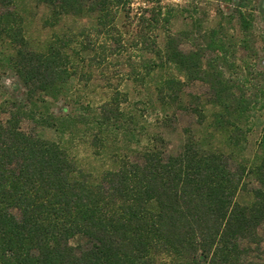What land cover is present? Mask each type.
<instances>
[{
	"label": "rangeland",
	"instance_id": "obj_1",
	"mask_svg": "<svg viewBox=\"0 0 264 264\" xmlns=\"http://www.w3.org/2000/svg\"><path fill=\"white\" fill-rule=\"evenodd\" d=\"M261 2L130 0L113 9V27L106 30L97 27L96 12L55 19L43 2L13 0L9 9L21 18L28 49L44 51L53 38L72 34L87 49L69 43L65 51L76 73L54 93L29 94L14 68V44L0 38V118L18 112L24 132L56 142L75 175L93 183L147 149L176 155L191 138L204 152L226 155L240 178L234 201L250 206L264 190ZM158 6L165 20L149 23ZM169 35L182 53L199 57V77L163 58ZM169 80L176 82L172 88ZM109 108L106 121L101 110ZM82 242L80 236L70 240ZM241 247L240 264H264V220L245 233Z\"/></svg>",
	"mask_w": 264,
	"mask_h": 264
},
{
	"label": "trees",
	"instance_id": "obj_2",
	"mask_svg": "<svg viewBox=\"0 0 264 264\" xmlns=\"http://www.w3.org/2000/svg\"><path fill=\"white\" fill-rule=\"evenodd\" d=\"M38 1L50 6L55 19L96 12L97 27L106 30L113 27V9L130 4ZM12 3L0 0V38L15 46V71L29 94L54 93L76 73L65 51L75 35L53 38L44 51L28 49ZM258 12L264 18L262 2ZM161 15L158 6L147 21L157 24L165 20ZM74 42L87 49L85 41ZM162 56L187 75L202 73L199 57L182 53L170 35ZM167 83L172 88L176 82ZM110 112L101 110V118L112 119ZM20 117L10 111L0 118V264H201L200 258L240 264L245 233L264 220V190L256 191L250 206L236 203L240 178L226 155L204 152L191 138L176 155L147 149L93 183L75 175L56 142L24 132ZM76 236L83 242L72 245Z\"/></svg>",
	"mask_w": 264,
	"mask_h": 264
}]
</instances>
